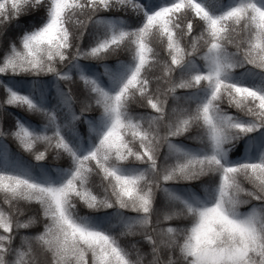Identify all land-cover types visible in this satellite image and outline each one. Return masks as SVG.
I'll return each instance as SVG.
<instances>
[{"label":"snow or ice","instance_id":"1","mask_svg":"<svg viewBox=\"0 0 264 264\" xmlns=\"http://www.w3.org/2000/svg\"><path fill=\"white\" fill-rule=\"evenodd\" d=\"M0 264H264V0H0Z\"/></svg>","mask_w":264,"mask_h":264},{"label":"trees","instance_id":"2","mask_svg":"<svg viewBox=\"0 0 264 264\" xmlns=\"http://www.w3.org/2000/svg\"><path fill=\"white\" fill-rule=\"evenodd\" d=\"M14 146V145H13Z\"/></svg>","mask_w":264,"mask_h":264}]
</instances>
